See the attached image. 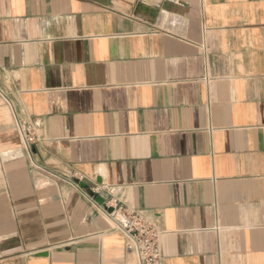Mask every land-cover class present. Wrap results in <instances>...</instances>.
Instances as JSON below:
<instances>
[{
    "label": "crops",
    "instance_id": "crops-1",
    "mask_svg": "<svg viewBox=\"0 0 264 264\" xmlns=\"http://www.w3.org/2000/svg\"><path fill=\"white\" fill-rule=\"evenodd\" d=\"M109 186L162 264H264V0H0V264H139Z\"/></svg>",
    "mask_w": 264,
    "mask_h": 264
},
{
    "label": "built area",
    "instance_id": "built-area-1",
    "mask_svg": "<svg viewBox=\"0 0 264 264\" xmlns=\"http://www.w3.org/2000/svg\"><path fill=\"white\" fill-rule=\"evenodd\" d=\"M17 125L26 147L30 149L36 143L37 135L29 124L18 121ZM116 190L115 186L106 187V191L111 195L110 201H107L106 204L113 207L117 213L122 214L127 223L117 219L106 207H103V211L112 218L117 228L125 235L128 247L136 253L139 264H162L159 229L141 213L128 211L123 208L115 198ZM99 191V188L94 189L96 193ZM86 195L94 201V197L91 194L86 192Z\"/></svg>",
    "mask_w": 264,
    "mask_h": 264
},
{
    "label": "water",
    "instance_id": "water-1",
    "mask_svg": "<svg viewBox=\"0 0 264 264\" xmlns=\"http://www.w3.org/2000/svg\"><path fill=\"white\" fill-rule=\"evenodd\" d=\"M80 185H81L83 188L88 187L87 183H85V182H81ZM90 194L95 198V200H96L100 205H105V207L107 208V210H108L109 212H112V213L116 216L117 219H119V220H121V221L127 223L126 219L124 218V216H123L122 214L117 213L116 211H114L113 207L108 206V205L106 204L105 198H104L103 196H101L100 194L94 192L93 189H90Z\"/></svg>",
    "mask_w": 264,
    "mask_h": 264
}]
</instances>
